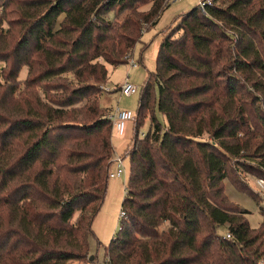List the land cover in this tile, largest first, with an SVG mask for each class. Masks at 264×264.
I'll return each mask as SVG.
<instances>
[{
	"label": "trees",
	"instance_id": "trees-1",
	"mask_svg": "<svg viewBox=\"0 0 264 264\" xmlns=\"http://www.w3.org/2000/svg\"><path fill=\"white\" fill-rule=\"evenodd\" d=\"M168 5L0 0V264L92 260L115 155L112 108L101 103L106 63H127ZM133 120L108 263L264 264V218L251 226L224 184L255 197L264 216L245 176L264 178V0H212L181 14Z\"/></svg>",
	"mask_w": 264,
	"mask_h": 264
},
{
	"label": "rangeland",
	"instance_id": "rangeland-1",
	"mask_svg": "<svg viewBox=\"0 0 264 264\" xmlns=\"http://www.w3.org/2000/svg\"><path fill=\"white\" fill-rule=\"evenodd\" d=\"M169 1V5L163 11L159 21L148 29H144L141 39L136 44L133 50V58L136 65L132 66L130 63L114 65L106 63L108 70V80L102 84L104 94L101 95V103L107 105L109 103L112 109L120 108L122 110H131L134 116L138 113V104L141 95L142 85L147 76L148 71H155L157 68L158 52L161 42L164 38L165 30L176 28L178 19L181 14L189 11L200 3V0H165ZM151 4L144 6L148 9ZM127 10L121 13L122 16L127 14ZM109 17L112 19L114 13H110ZM108 17V18H109ZM180 32H176L175 36ZM28 68L24 66L20 72V79L27 77ZM71 76V75H70ZM126 77L129 81L138 86V90L131 95L121 94L120 91L114 92L113 89L119 87L124 83ZM108 106V105H107ZM135 122L129 120L126 123V130L123 135H119L113 126L112 142L115 147L116 155L124 157V165L126 167V175L122 177H110L109 187L104 203L95 216L93 222V229L95 237L91 239L90 252L95 258L89 261V264H109L106 256V251L115 233L120 228V218L122 211V203L127 192V182L131 173V161L128 152V147L132 144L135 134ZM149 129V120L140 127L139 135L147 133ZM112 170L116 171V165L113 164ZM246 179L254 190V195L260 198L257 193L256 177L251 174H246ZM227 195L235 203L249 209L251 212L248 220L253 227H257L263 220L264 216L260 210V203L252 195L238 190L230 179L224 181ZM261 206H264V200L261 201ZM218 231L221 234H227V226H220ZM76 263V262H74Z\"/></svg>",
	"mask_w": 264,
	"mask_h": 264
},
{
	"label": "built area",
	"instance_id": "built-area-1",
	"mask_svg": "<svg viewBox=\"0 0 264 264\" xmlns=\"http://www.w3.org/2000/svg\"><path fill=\"white\" fill-rule=\"evenodd\" d=\"M212 0H200L199 5L202 9H205V7L208 4H211ZM128 62L130 65L135 66L137 63L133 58V54L129 55ZM138 90V86L131 83L129 81V78L126 77L124 83L119 87V91L121 94L124 95H131L135 93ZM108 117L111 119L113 126H115L116 131L119 135H123L126 130V123L129 120L134 119V114L131 110H122L119 107L115 109H111V111L108 114ZM144 135V134H143ZM113 164L116 165V171L111 170L110 177H122L126 175V167L124 165V157L119 155H114L113 157ZM256 185H257V191L264 196V178H257L255 179ZM125 215V211H121V216ZM230 236V234H228Z\"/></svg>",
	"mask_w": 264,
	"mask_h": 264
},
{
	"label": "water",
	"instance_id": "water-1",
	"mask_svg": "<svg viewBox=\"0 0 264 264\" xmlns=\"http://www.w3.org/2000/svg\"><path fill=\"white\" fill-rule=\"evenodd\" d=\"M90 258H91V259H94V256H92V255H91V257H90Z\"/></svg>",
	"mask_w": 264,
	"mask_h": 264
}]
</instances>
